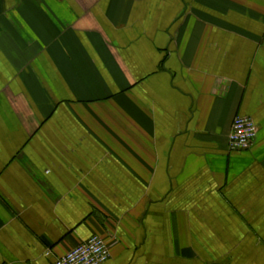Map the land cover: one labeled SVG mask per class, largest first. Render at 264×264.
Segmentation results:
<instances>
[{
	"label": "crops",
	"instance_id": "crops-1",
	"mask_svg": "<svg viewBox=\"0 0 264 264\" xmlns=\"http://www.w3.org/2000/svg\"><path fill=\"white\" fill-rule=\"evenodd\" d=\"M93 234L104 264H264V0H0V264Z\"/></svg>",
	"mask_w": 264,
	"mask_h": 264
},
{
	"label": "built area",
	"instance_id": "built-area-1",
	"mask_svg": "<svg viewBox=\"0 0 264 264\" xmlns=\"http://www.w3.org/2000/svg\"><path fill=\"white\" fill-rule=\"evenodd\" d=\"M258 130V124L253 117L238 114L229 134L230 150L242 151L252 147ZM109 258L108 242L100 235L93 234L63 256L56 258L53 264H104Z\"/></svg>",
	"mask_w": 264,
	"mask_h": 264
}]
</instances>
